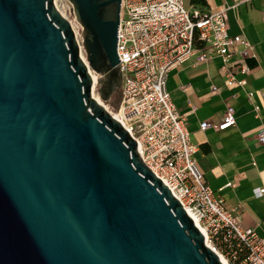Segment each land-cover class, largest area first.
<instances>
[{
    "label": "water",
    "instance_id": "1",
    "mask_svg": "<svg viewBox=\"0 0 264 264\" xmlns=\"http://www.w3.org/2000/svg\"><path fill=\"white\" fill-rule=\"evenodd\" d=\"M0 0V264H223L117 105L122 0ZM118 100V99H117Z\"/></svg>",
    "mask_w": 264,
    "mask_h": 264
},
{
    "label": "built area",
    "instance_id": "2",
    "mask_svg": "<svg viewBox=\"0 0 264 264\" xmlns=\"http://www.w3.org/2000/svg\"><path fill=\"white\" fill-rule=\"evenodd\" d=\"M228 29L226 7L203 8L182 0H122L116 44L122 81L115 113L138 143L144 164L197 222L218 257L228 264H264V240L254 227H242L206 182L196 165V148L185 120L166 89L171 70L193 57L204 62L212 56L222 60L227 87L244 85L243 76L249 72L245 58L256 48L244 35H230ZM254 108L258 110L257 105ZM235 124V111L227 105L220 121L201 122L200 129L224 131ZM257 141L264 146V127L257 131ZM253 193L264 195V187Z\"/></svg>",
    "mask_w": 264,
    "mask_h": 264
},
{
    "label": "crops",
    "instance_id": "3",
    "mask_svg": "<svg viewBox=\"0 0 264 264\" xmlns=\"http://www.w3.org/2000/svg\"><path fill=\"white\" fill-rule=\"evenodd\" d=\"M182 1L210 9L226 7L229 34H242L255 45V54L245 58L249 72L242 86L227 87L220 70L222 60L212 56L204 62L193 57L171 70L166 89L185 120L196 148V165L206 182L238 223L254 227L264 240V195L253 193L264 187V146L257 141V131L264 127V0ZM227 105L235 111L234 127L200 129L201 122L220 121Z\"/></svg>",
    "mask_w": 264,
    "mask_h": 264
},
{
    "label": "rangeland",
    "instance_id": "4",
    "mask_svg": "<svg viewBox=\"0 0 264 264\" xmlns=\"http://www.w3.org/2000/svg\"><path fill=\"white\" fill-rule=\"evenodd\" d=\"M54 3H55V0H54ZM55 6H56V5H55ZM58 6H59V9H60L61 11L64 12L65 17L70 21V23L73 24V26H72V25H71V26H72V28H73V30H74V32H75L77 38L80 40V26H79V24L76 22V20L70 15V13H69V7H68L67 3L65 2V0H61V1L58 3ZM56 7H57V6H56ZM57 9H58V8H57ZM59 9H58V10H59ZM60 10H59V11H60ZM63 16H64V15H63ZM95 94H96V96L99 98L96 87H95ZM112 100L117 101V105H111L109 102H104V101H102V100H101V102H102L103 104H105V105L107 106V108H108L111 112L115 113V110L117 109V106H118L119 99L117 100V96H115V97L112 98Z\"/></svg>",
    "mask_w": 264,
    "mask_h": 264
},
{
    "label": "bare ground",
    "instance_id": "5",
    "mask_svg": "<svg viewBox=\"0 0 264 264\" xmlns=\"http://www.w3.org/2000/svg\"><path fill=\"white\" fill-rule=\"evenodd\" d=\"M61 0H55V5L57 6V8L59 9V6H58V3L60 2ZM60 10V9H59ZM60 12H61V14L62 15H64L65 16V14H64V12L63 11H61L60 10ZM71 25L73 26V24L71 23ZM91 75H92V78H93V87H92V95H93V97H95L96 99H97V101L100 103V104H102L103 106H104V108L112 115V116H114L115 118L117 117V115H116V113H113V112H111L108 108H107V106L105 105V104H103L102 102H101V100L96 96V94H95V81H96V75L93 73V72H91ZM196 223V225L198 226V224H197V222H195ZM219 258H220V260H221V262L223 263V264H228L225 260H224V258L223 257H221V256H219Z\"/></svg>",
    "mask_w": 264,
    "mask_h": 264
},
{
    "label": "flooded vegetation",
    "instance_id": "6",
    "mask_svg": "<svg viewBox=\"0 0 264 264\" xmlns=\"http://www.w3.org/2000/svg\"><path fill=\"white\" fill-rule=\"evenodd\" d=\"M117 99H119V93H118V95H117Z\"/></svg>",
    "mask_w": 264,
    "mask_h": 264
}]
</instances>
